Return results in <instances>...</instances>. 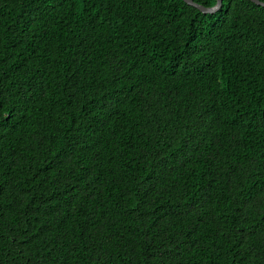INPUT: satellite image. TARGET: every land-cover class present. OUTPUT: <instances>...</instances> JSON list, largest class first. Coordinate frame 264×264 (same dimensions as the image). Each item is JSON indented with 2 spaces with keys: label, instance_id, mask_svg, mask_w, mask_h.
Segmentation results:
<instances>
[{
  "label": "trees",
  "instance_id": "obj_1",
  "mask_svg": "<svg viewBox=\"0 0 264 264\" xmlns=\"http://www.w3.org/2000/svg\"><path fill=\"white\" fill-rule=\"evenodd\" d=\"M0 264H264V7L0 0Z\"/></svg>",
  "mask_w": 264,
  "mask_h": 264
},
{
  "label": "water",
  "instance_id": "obj_2",
  "mask_svg": "<svg viewBox=\"0 0 264 264\" xmlns=\"http://www.w3.org/2000/svg\"><path fill=\"white\" fill-rule=\"evenodd\" d=\"M187 5L194 7L196 9H198L199 11H201L202 13H215L221 6V0H217L215 6L211 7V8H205L202 7L196 3H194L192 0H183ZM251 2L255 3L258 6H262L264 7V3L258 1V0H250Z\"/></svg>",
  "mask_w": 264,
  "mask_h": 264
}]
</instances>
